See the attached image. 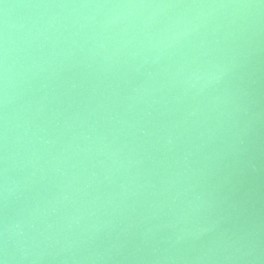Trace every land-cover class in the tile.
I'll list each match as a JSON object with an SVG mask.
<instances>
[{
    "label": "water",
    "instance_id": "water-1",
    "mask_svg": "<svg viewBox=\"0 0 264 264\" xmlns=\"http://www.w3.org/2000/svg\"><path fill=\"white\" fill-rule=\"evenodd\" d=\"M0 264H264V0H0Z\"/></svg>",
    "mask_w": 264,
    "mask_h": 264
}]
</instances>
